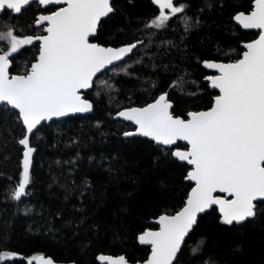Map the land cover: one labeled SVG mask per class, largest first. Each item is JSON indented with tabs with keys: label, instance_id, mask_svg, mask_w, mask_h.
Wrapping results in <instances>:
<instances>
[{
	"label": "snow or ice",
	"instance_id": "obj_1",
	"mask_svg": "<svg viewBox=\"0 0 264 264\" xmlns=\"http://www.w3.org/2000/svg\"><path fill=\"white\" fill-rule=\"evenodd\" d=\"M151 3L158 14L139 30L149 39L155 34L151 30H166L173 18L185 32L200 24L186 14V3ZM33 4L39 11L26 27L0 24V118L14 117V126L21 128L16 140L22 146L21 171L10 194L14 201L29 195L37 152L32 137L39 139L44 122L92 113L95 103L88 93L94 88L97 98L107 92L110 101L114 99L111 94L119 89L101 77L111 72L139 79L130 69L143 64V57L132 58L147 48L135 32L118 46L94 42L106 18L115 14L114 0H0V15L18 18ZM206 6L212 8V0H206ZM230 20L238 29L253 30V38L223 52L222 59L197 57L208 70L203 84L184 73L168 83L167 90L154 94L158 85L151 81L152 88L146 89L149 100L118 107L113 116L127 122L125 139L147 138L158 151L155 161L164 158L176 164L188 182L180 205L165 208L138 233L146 255L137 264H179V254L203 215L215 212L219 224L241 225L256 218L257 202L264 203V0H250L248 8L235 11ZM29 48L30 55L18 67L17 57ZM216 55L220 56L219 49ZM193 85L197 91L186 94L207 96L206 106L177 113L171 93L179 90L183 95ZM202 244L201 240L191 249L193 255L202 251ZM96 261L130 264L125 255L99 254ZM0 264L55 262L6 248L0 250Z\"/></svg>",
	"mask_w": 264,
	"mask_h": 264
},
{
	"label": "trees",
	"instance_id": "obj_2",
	"mask_svg": "<svg viewBox=\"0 0 264 264\" xmlns=\"http://www.w3.org/2000/svg\"><path fill=\"white\" fill-rule=\"evenodd\" d=\"M174 2L186 3V14L198 18L199 26L185 32L179 19L173 18L166 30H151L155 34L149 39L139 30L158 14L151 0H114L115 14L106 18L95 42L118 46L135 32L147 45L132 58L143 57V64L130 69L139 79L109 72L101 79L119 89L111 94L114 99L110 101L107 92L97 98L94 88L88 93L95 103L92 113L44 123L39 139L32 137L37 148L33 181L29 195L21 201L10 198L21 171L22 148L16 142L21 128L14 126V117L0 118V250L75 264H98L97 254L125 255L130 262L146 255V247L137 243L138 233L165 208L180 205L188 182L176 164L164 158L155 161L158 151L152 142L141 137L125 139L122 133L130 128L113 115L118 107L149 100L146 89L152 88L151 81L158 85L154 94L167 90V84L184 73L203 84L207 71L197 57L222 59L223 52L253 38V31L238 29L230 20L235 11L248 8L250 0H212V8L206 0ZM38 11L33 4L18 18L4 13L0 24L7 21L26 27ZM31 51L17 57L18 67ZM189 91H197L195 85L183 95L179 90L171 93L177 113L206 106L207 96H189ZM201 240L202 251L193 255L191 249ZM205 260L264 264V203L257 202L256 218L241 225H221L215 212L203 215L179 254V264H204Z\"/></svg>",
	"mask_w": 264,
	"mask_h": 264
},
{
	"label": "water",
	"instance_id": "obj_3",
	"mask_svg": "<svg viewBox=\"0 0 264 264\" xmlns=\"http://www.w3.org/2000/svg\"><path fill=\"white\" fill-rule=\"evenodd\" d=\"M154 7L157 9V7L154 5ZM158 10V9H157ZM246 31H253V30H246ZM95 42V41H94ZM206 71H208V70H206ZM87 114H89V113H82V114H75L74 116H76V115H87ZM114 115H115V113H114ZM113 115V116H114ZM63 119V118H62ZM114 120H117V119H114ZM54 121V120H53ZM120 121V120H119ZM49 122H51V121H48V122H44L45 124H47V123H49ZM125 123H127V122H125ZM142 138V137H141ZM147 139V138H146ZM20 146V145H19ZM21 148H22V146H20ZM22 160V159H21ZM153 221V220H152ZM137 240V239H136ZM137 243H138V240H137ZM139 244V243H138ZM140 245V244H139ZM146 247V246H145ZM97 255H99V254H97ZM96 255V256H97ZM105 255H109V254H105ZM113 256H118V255H113ZM46 258H50V257H48V256H45ZM95 260H96V257H95ZM55 262V264H75V263H73V262H58V261H54ZM98 264H99V262L98 261H96ZM130 264H137V261H135V262H130Z\"/></svg>",
	"mask_w": 264,
	"mask_h": 264
}]
</instances>
